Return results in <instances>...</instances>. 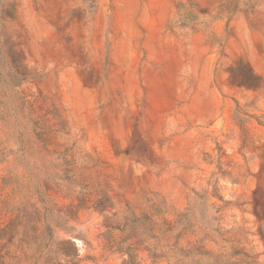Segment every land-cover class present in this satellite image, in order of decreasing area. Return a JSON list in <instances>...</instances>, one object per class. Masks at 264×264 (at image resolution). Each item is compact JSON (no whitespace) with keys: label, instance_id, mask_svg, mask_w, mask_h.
Segmentation results:
<instances>
[{"label":"rangeland","instance_id":"rangeland-1","mask_svg":"<svg viewBox=\"0 0 264 264\" xmlns=\"http://www.w3.org/2000/svg\"><path fill=\"white\" fill-rule=\"evenodd\" d=\"M0 264H264V0H0Z\"/></svg>","mask_w":264,"mask_h":264}]
</instances>
